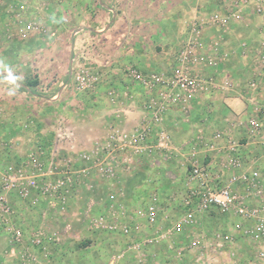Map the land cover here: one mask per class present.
<instances>
[{
  "label": "crops",
  "instance_id": "crops-1",
  "mask_svg": "<svg viewBox=\"0 0 264 264\" xmlns=\"http://www.w3.org/2000/svg\"><path fill=\"white\" fill-rule=\"evenodd\" d=\"M49 1H42V3L40 2L37 5L39 14L44 16L43 21H45V25L47 24V31L39 34L36 39L33 37L34 40H32V34L34 36L36 31H32L33 33L25 37L20 35L22 41L27 44L31 43L33 46V52L30 53L29 60L23 56H19L16 59L17 65H23L25 62L24 68L28 72L27 77L23 75L17 78L12 76L10 71L0 69V110H5L6 114L3 116L5 121L10 122V120L12 121L20 115L23 122H25L23 133L18 135L17 138L9 140L10 146L13 148L15 146L18 153L21 154V150L24 147L35 149L37 153L44 152V154L47 153L48 155L51 152H56L58 164L68 165L75 169L84 164V161L79 156L81 152L101 153L102 150H105V146H107L106 144L109 142L115 128L124 131L139 124L143 117V110L142 112L137 110L135 103V105L131 103H127V105L113 104L98 110L95 102L100 92L99 86L101 82L110 83L113 80L117 81L116 85L118 86H127L131 78L128 79L123 70L125 66L129 65H134L140 71L153 68L156 71L168 69L174 63L175 55L180 46L188 37L187 33H189L190 23L195 19L207 18L209 13L213 11L226 13L233 8V0H70V5L73 7L69 10V15L64 18H58L64 15L61 14L63 10L56 5L47 10ZM5 2L7 3V0L0 4V10L4 8V5L6 6ZM249 9L248 6L247 8L242 6L239 13L250 17V20L248 18L249 21L247 20V23L244 22V25H252V29H255V37L251 38V42H253V39L258 40L260 38L264 30V20H262V16L253 14ZM233 19L235 18H230V41L228 39L229 42L233 41L231 46H234L236 44L235 41L243 37V33L236 29L237 25L235 22L231 23ZM58 20H61V23H58ZM51 22L53 23L51 24ZM13 23L11 27H15V21ZM216 35L215 29L210 27L205 33L207 42L211 41ZM174 40L178 43L177 49L169 51L170 47L174 46L172 43ZM154 45L160 46L161 50H157L158 47L154 49L152 47ZM148 47L153 49L147 54L146 48ZM253 56L255 55L253 54ZM245 58L243 56L241 60L243 59L242 61H244ZM247 61L244 63V68H237L239 69L237 71L243 72L241 75H244V79H251L256 73L261 71V67L260 63L255 59L256 66L251 65L252 61L250 62V59H247ZM81 66L89 67L91 70L101 74L100 82L85 92L77 90L73 82V73ZM240 73H236V76L238 77ZM241 75L240 78H242ZM83 93L90 99V103L85 106L87 109L85 120H80L79 116L76 117V120L69 117L68 119H63V113H53L54 111H61L59 109L64 104L66 105L63 108L64 111L74 110L71 105H77L78 101L76 100ZM210 96L208 93H203L192 101L190 108L192 112H199V120L193 121L190 120L192 118L189 116H185L187 122L182 120L180 124L176 122V117L169 113L166 121H164V126L169 129L172 141L175 139V142H177L176 140L179 137L181 139L183 137L177 135L178 127L182 126L186 131V138L185 140L183 139L184 141L181 144L183 153L177 156L182 155L187 164L190 160L188 153L191 149V140L195 135L202 134L210 138L216 130L225 129L227 133L229 132L232 136L240 138L242 143L246 144L247 142L244 125H237L238 116L244 117L246 113L247 101L245 102L243 99V94L237 91L235 94L233 92V94L231 93L223 99ZM260 100L264 102L262 99ZM209 101H211L210 104H219L220 109L218 107L215 113L212 110L208 115L205 109L209 106ZM185 108L189 110L188 107ZM52 109L54 111H51ZM14 111L21 114L15 117ZM224 112H226L225 115H223ZM61 127L71 129L68 137H65L68 139L58 140L55 136L49 143V138L47 137L48 129ZM36 129H38V132ZM71 144L74 146L70 147ZM247 147V145L244 147V153L249 152L248 150L250 149H247ZM111 148L114 149V147L110 146ZM157 153L158 151L154 152L150 157L135 155L131 157V160L128 158L125 161L123 152L118 149L116 160L119 172L114 181L101 179L94 172L91 174L90 180L102 185L104 192V195L97 200V208L101 209V212H106L110 205L117 208L118 206L123 207L126 204L128 206L132 204L129 206L132 208L133 206L140 207V205L146 204L151 196L142 198L143 189L136 190V188L132 192L126 193L122 181L127 172V164L131 165L134 162L136 166V164L143 163V161H149L154 164L160 158ZM199 161L210 163V167L216 170L218 169L220 154L217 151L209 150L206 154H199ZM172 166L171 170L167 165H164L163 172L166 175L170 174L172 176L171 174H173L178 176L179 179H183L184 184L186 167L175 171V162L172 163ZM153 170L149 169L147 174H151ZM176 178L170 183H176L178 181V178ZM170 183L165 186L160 184L157 187L160 197L163 193L172 189ZM88 189L86 188L85 190ZM75 190V194L73 193L74 195L64 204H57L53 207H49V199H41L36 208H33L22 201L15 192L9 194L13 208L15 207L16 209H14L12 220L15 224L17 223L23 227L26 237H28L30 230L33 228L30 225L34 224L36 220V225L43 224L48 229H52L55 224L61 222L58 226L62 234L61 241L54 245L56 247L52 255L54 264H81L77 259L84 255L82 251L85 252L88 249L90 251L94 246V241L99 240L101 235L97 229L90 226L84 216L88 200L86 199L83 203L77 201V197L80 196H77V194L83 189L78 188ZM91 191L93 192L92 189ZM87 192L86 197L88 195ZM136 192H138L139 196L136 195ZM109 193H114L116 200H109ZM168 196L169 194L164 200L166 206L162 205V208L166 207V211L162 210L160 222L166 223L167 221L169 224L170 220L164 219V215L167 213L174 214V208L177 209L180 205L177 204L178 202L171 203ZM131 197H136L134 202ZM30 206L33 210L30 209ZM78 208L83 209L81 211L85 221V223H79L82 226L80 232H77L79 228L75 221H68L73 220L75 217L74 213H80H76V211H79ZM121 209H118L121 214L119 216L123 221L129 220L132 215L124 210L122 212ZM43 210L46 211L44 213L46 214L45 218L42 216ZM200 217L211 218L207 214H203ZM230 219L228 217L229 221ZM221 221L218 219V222ZM228 224L229 226L227 225L223 228H229L231 222ZM188 230L187 232H189ZM114 234L118 235L119 233ZM125 239L120 234L116 236V239H112L107 234L105 240L111 244L115 253L113 252L110 259L108 258L106 264H121V261H123L121 258L125 255L127 247V239ZM69 242H72V247H70ZM6 245L5 236L0 234V254H2V250ZM156 245H165L166 247L167 241ZM156 245L152 246L151 250H155ZM121 252L123 253L117 257ZM92 261L93 258L87 261V264H92ZM137 261L138 259H135V264H144V262ZM3 262L5 264H20L18 257L14 254L3 257Z\"/></svg>",
  "mask_w": 264,
  "mask_h": 264
},
{
  "label": "built area",
  "instance_id": "built-area-1",
  "mask_svg": "<svg viewBox=\"0 0 264 264\" xmlns=\"http://www.w3.org/2000/svg\"><path fill=\"white\" fill-rule=\"evenodd\" d=\"M4 1L0 0V4ZM18 2H15V6L14 1L5 4L16 18L19 34L25 37L32 31L40 30V24L30 19L27 21L26 2ZM242 6H248L253 14L262 16L264 20V0H233V8L228 12L213 11L207 18L195 19L190 23L188 37L168 69L142 72L127 68V75L142 87L143 117L139 124L124 131L115 128L105 150L101 152L103 154L81 152L79 156L84 164L75 169L58 164L56 152L49 155L38 152L31 154L24 165H9L5 169L0 181V234L5 236L7 245L0 254V264H5L3 257L13 254L20 264H54L51 246L58 244L62 235L59 228L48 229L42 224L32 228L26 237L23 227L12 220L14 208L10 193L15 192L32 207H36L41 199H49V207L62 205L82 185L92 188L90 177L93 172L101 179L114 181L119 172L116 160L118 149L123 152L125 161L135 155L150 157L154 152L161 153L163 150V154L168 155L171 135L164 126L167 111L175 106L188 107L198 95L217 87L206 70L216 65L218 60H224L228 54L217 52L218 40L207 42L205 33L210 27H229L230 18L240 16ZM253 42V53L261 71L246 83V91H251V94L246 97L245 116H238L237 122L238 126L244 125L247 142L242 143L240 138L232 136L225 129L216 130L210 138L202 134L192 138L183 190L168 196L171 203L178 202L180 214L175 219L171 218L172 214L164 215V219L170 220L168 226L160 225L163 201L157 193L126 221L114 212L111 205L106 212L90 218L93 200L87 201L85 217L91 222L90 226L124 236L127 239L126 253L138 255L166 241L168 250L175 251V239L189 229L186 246L191 250L198 249L197 263L205 264L200 260L208 251V244L203 242L204 237L195 230L194 225L203 214H213L231 218L230 229L217 228L214 231V252L227 251L230 261H234L235 252L231 246L235 239L243 237L250 244L254 257L264 264V102L252 95L260 84L264 88V30L260 38ZM245 48L246 44H243L242 50L246 53L249 49ZM73 82L77 90L91 89L100 82V74L81 66L73 73ZM219 85L220 89L227 87L226 84ZM56 137L58 140L68 139L65 138L68 135L63 136L61 132ZM246 145L250 150L244 153ZM73 146L71 144L70 147ZM110 146L114 149H110ZM209 150L220 154L216 170L210 167V163L199 161V154H206ZM108 196L109 200H115L114 193ZM42 213L45 218L46 211Z\"/></svg>",
  "mask_w": 264,
  "mask_h": 264
},
{
  "label": "rangeland",
  "instance_id": "rangeland-1",
  "mask_svg": "<svg viewBox=\"0 0 264 264\" xmlns=\"http://www.w3.org/2000/svg\"><path fill=\"white\" fill-rule=\"evenodd\" d=\"M10 1L11 3L14 1V6L16 5L15 2L17 1L21 2V0H13V1L10 0ZM10 1L7 0V4H9ZM23 1L26 2L27 9H28L27 14L29 15L27 16V21L28 19H30L40 24V30H37L34 36L32 34V38L34 37L36 39V37L39 36V34L47 31L46 29L47 24L45 25L44 24L45 21H43L44 16H41L37 9V5H39L40 2L42 3V1H47V0H23ZM53 1L54 0H50L49 4H47L48 2L46 3L47 10H50L53 5L59 6V8L63 10L61 14H64V15L63 16L61 15L58 18L67 17L69 15V10L73 7L70 5V0H55L54 2ZM248 18L250 20V17H247V15L243 14V15L236 17L235 19L231 21V23L235 22V24L237 25L236 29H238L241 33H243V37L235 41L236 44H234V46H231L233 45V41L229 42L230 41V37H229L230 21H229V27L227 28L226 27L222 29L215 28L217 35L213 39H217L219 42L217 52L224 53V51H226L228 54L227 56H225L224 60L222 61L218 60L216 65H212L206 70V74H209L211 78L213 79L215 85H217V87H211L210 92H207L208 95H211L217 99H223L224 97H227L231 93L233 94L234 92L235 94L238 91L239 93L243 94V99L246 102V97L249 96V94H251V91H246V83L249 81V79H244L243 78L244 75H241L243 72L240 73V71H237L239 70L237 68L243 67L244 63L248 62L247 59H250V62L252 61L251 62L252 66L254 65L256 66V62L254 61L255 56H253L254 54L253 47L255 46V43L251 42L252 40L251 38L255 37L256 31L255 29H252L251 27L252 25H248V26L244 25V22L247 23L246 21L248 20ZM15 19L16 18L14 14L11 12V10L7 8V6L4 5V8L0 10V69L3 71H10L12 76L17 77V78L18 76H23V75L24 77L25 76L27 77L28 72H26L24 68L25 62L23 65H17L16 59L19 56H23L24 58L29 60L30 58L29 55L30 53L33 52V46L31 43L27 44L24 41H22V38H20L21 36L18 30L16 29L17 22L15 21ZM14 21H15L16 28L11 27L14 24L13 23ZM52 23L53 22H51V24ZM58 23H61V20H58ZM188 34L189 33H187V35ZM34 38L32 40H34ZM254 40L255 39H253V41ZM172 43L174 44V46H171L169 51H172V50L174 51L177 49L178 43L175 40ZM243 44L244 45L246 44V48L249 49L246 51V53L242 50ZM152 47H154V49H157L158 47L157 50H161L160 46L154 45ZM152 47L146 48L147 54L150 52L151 49H153ZM243 56L246 57L244 61H242L243 59L241 60V57ZM128 67L130 68L131 67L136 68V67L134 65L125 66L123 71L126 77L130 79L131 77L127 75ZM142 71L152 72L156 70L153 68V69H145ZM236 73H240L242 78H240V75L237 77ZM116 84H117V81H113V80H111L110 83L106 81L101 82V85L99 86L100 92L97 95V99L95 102L98 107V110L103 109L106 106L108 107L109 105L112 106L113 104L114 105L116 104H123V105L126 104L127 105V103L128 104L131 103L133 105L135 103L137 106L136 109L140 110L141 112L143 110L144 112V107H143L144 106L143 104L144 95L142 92V87L132 78L128 82L127 86H122V85L118 86ZM219 84H224V85L226 84L227 87L228 86H232V87L228 89L227 87L226 89H220ZM260 85L258 89L252 93V95L256 97V99H259V100L262 99L264 101V88H261ZM85 91L86 90H84L83 92ZM76 101H78L77 105L74 106V104L73 105L70 104L71 108L74 107V110L69 109L71 111H64L63 108L64 106H66L64 104L59 109L62 112L61 111L55 112L53 109L51 111H54L53 113H56V114L63 113V115L65 116V117L63 116V119H68L69 117L70 119L76 120L77 119L76 117L79 116L80 120L83 121L85 120V114L87 111L85 106L90 103V99L83 93V95H81L80 98H77ZM210 102L211 101L208 102L209 106H207L205 109L208 115H209V112H211L212 110L215 113V111H217L216 108L219 107L220 109L219 104L214 105L212 103L210 104ZM191 104L192 102H190V104L188 105L189 110H187V108H183L182 106H175L173 108H170L166 114L170 113V115L175 116L176 122L180 124L182 120L187 122V120L185 119V116H189L190 118H192L190 120L197 121L200 119L199 112H192V109L190 108ZM183 110H186V111H183ZM226 112H224L223 115H225ZM13 113L15 114V117L16 115L21 114L20 112L18 113L16 111H14ZM5 114H6L5 110L1 109L0 110V181H1L2 175L6 171L5 169L9 165H14V166L24 165V163L30 157L31 154L37 153L35 152L36 151L35 149H29V148L24 147V149L21 150V154H20L16 150L15 146L14 148L10 146L11 144L9 143V140L17 138V136L21 135L23 131L25 130V122H23L20 115L17 116L18 118H15L12 121L10 120V122L5 121L3 118ZM70 130L71 129L64 128V127L56 128V129L49 128L48 135H47V137L49 138V143H51L52 139L55 136H57L59 132H61L63 136H66V134L68 135L70 133L69 132ZM167 130L169 131V129ZM36 131L38 132V129H36ZM177 131H178L177 135L183 136V137L182 139L179 137V139L176 140L177 142H175V139L172 141V137H171V141L169 143L171 150L167 152L168 155H164L163 154L164 150H163L161 153L159 152L157 153L160 158L157 161H155L154 164L150 163L149 161H143V163L142 162L140 164L138 163V165L136 164V166L134 162H132L131 165H128V164L126 165L128 166L126 170L127 172H126V175L124 176V180L122 181V185L126 193L132 192L135 188L136 190L143 189L141 197L149 198L155 193L158 194L157 187L160 184L165 186L169 184L170 181H173L174 178L176 177L178 178V176H175L173 174H171L172 176H170V174L166 175V173L163 172L162 170L164 169L163 167L164 165H167L172 170V167H173L172 163L174 162L176 165L174 169L175 171H179L183 169V167L184 168L186 167L187 162H185L184 157L182 155L177 156L183 153L182 152L183 146L181 144L186 138V131L184 130V128H182V126L178 127ZM149 169H154L153 172H151V174L150 173L147 174V171ZM170 184L172 185V189L161 195L162 200H163V203H162L163 206L165 205L164 200L168 194L170 195L171 193H179L183 190L182 188V185H184L183 179L178 178V181L176 183H170ZM155 186L156 188H154ZM79 188L80 189L82 188L83 190H80L78 192L77 196L78 195L80 196L77 197V201H79L80 203H83L86 199L93 200L94 208L90 209L89 217L91 218L101 213V209L97 208L98 207L97 200L104 195L103 194L104 192L102 190L103 189L102 185L92 182V188L90 189L87 188V185L86 186L82 185ZM86 188L90 191L85 190ZM91 189L93 190V192L91 191ZM86 192L88 193L87 197H86ZM136 195H138V192H136ZM131 199H133V202H134V199H136V197L135 198L131 197ZM115 200H116V197H115ZM166 204H167V201H166ZM131 205L132 204H129V206ZM144 205H140V207L142 208ZM129 206L128 204H126V206H123V207L118 206L117 208H114L113 210L116 214H120V211L118 209L122 208L121 211L124 210L127 213L129 212L130 215H134V211L140 208V207H134V206L131 208ZM33 208H36V207H33ZM33 208L30 206L31 210H33ZM78 209L79 211H76V213L77 212H80V213H77V214L74 213L75 217L73 218V220L71 219L68 221H73V222L75 221V223H77V227L79 228L77 232H80L82 228L80 224L85 223V221L83 220V215H82L83 212L81 211L82 208L81 209L78 208ZM163 209L166 211V207H163ZM173 213L174 214H172L171 218L175 219L180 214V209L174 208ZM209 216H211V218H205V217L197 218V222L194 225L195 230L204 237L203 242L208 244V248H207L208 251H206L204 255H202L200 262L204 261L205 264H208V263L209 264H262L254 257V255L251 252L250 244L243 237H239L235 239L236 243L234 244L236 245L232 246V249H233L232 251L235 252L234 261H230V257L226 253L227 251H225L224 253L223 251L214 252L212 249L213 247L212 235L214 231L217 228H223L224 226L226 227L227 225L229 226L228 223L231 221L228 220V217H225L222 215L212 214ZM218 219L222 221L218 222ZM36 223H37V220L34 224L30 225V227L36 228V226H38L36 225ZM88 223L90 224L91 222L88 220ZM59 224H61V222H58V224H55V226H53L52 229H57ZM167 224H168L167 221L166 223L160 222V225L164 227L168 226ZM16 225L18 224L16 223ZM98 231L101 234L99 237V240L94 241L93 243L94 246L92 247L90 251L89 249L85 250V252L82 251L84 255H81L80 257H78L77 261L78 262L80 261L81 264H87L88 263L87 261H90V259L92 258H93L92 264H106L108 261V258L109 259L111 258L114 250L111 244H109L107 240H105V238L107 237V234H108L110 235V237H112V239H116V236H118L119 234L116 235L114 233L106 232L104 230H98ZM184 234L182 238L181 236H179V238H176L177 247L175 251L168 250V248L165 247V245H156L155 250H151V247H149L147 250H143L142 252H139L140 254L138 255H136L135 253L131 254L129 252L125 253V255L121 258V260H123L121 261V264H135V259H138L137 262H141V263L144 262V264H148V262L149 264L150 263L151 264L152 263L154 264H198L196 258L200 254V252L198 251V249L191 250L187 248L186 242L188 240L187 238H189L188 236L189 234L188 232ZM69 243H70V247H72L73 246L72 242H69ZM55 247L56 246H53V245L51 246L52 254L54 252ZM151 253L153 254L150 255ZM67 259L68 258H66V260Z\"/></svg>",
  "mask_w": 264,
  "mask_h": 264
}]
</instances>
